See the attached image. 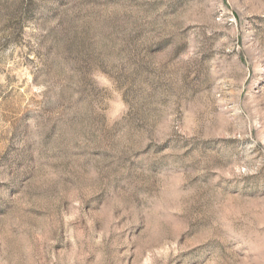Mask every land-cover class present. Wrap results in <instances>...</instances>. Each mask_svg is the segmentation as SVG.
<instances>
[{
    "label": "rangeland",
    "instance_id": "obj_1",
    "mask_svg": "<svg viewBox=\"0 0 264 264\" xmlns=\"http://www.w3.org/2000/svg\"><path fill=\"white\" fill-rule=\"evenodd\" d=\"M0 264H264V0H0Z\"/></svg>",
    "mask_w": 264,
    "mask_h": 264
}]
</instances>
